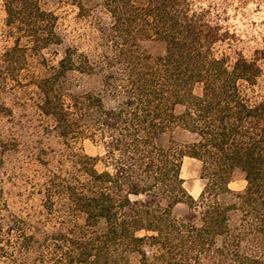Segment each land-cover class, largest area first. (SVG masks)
Instances as JSON below:
<instances>
[{
    "label": "trees",
    "instance_id": "16d2710c",
    "mask_svg": "<svg viewBox=\"0 0 264 264\" xmlns=\"http://www.w3.org/2000/svg\"><path fill=\"white\" fill-rule=\"evenodd\" d=\"M2 1L12 43L0 76L35 60L41 111L63 137L94 139L103 153L79 152L75 175L48 177L47 217L0 218V264H264V95L251 91L263 69L256 57L215 53L232 35L225 19L197 0H102L116 42L97 60L64 45L45 0ZM145 38L164 52L139 53ZM50 46H61L55 63ZM78 74L100 87L72 83ZM176 127L194 138L161 144ZM185 156L201 162L198 198L180 175ZM236 168L247 184L227 202Z\"/></svg>",
    "mask_w": 264,
    "mask_h": 264
},
{
    "label": "rangeland",
    "instance_id": "374dc122",
    "mask_svg": "<svg viewBox=\"0 0 264 264\" xmlns=\"http://www.w3.org/2000/svg\"><path fill=\"white\" fill-rule=\"evenodd\" d=\"M197 3L220 14L232 34L215 45L217 55L235 57L243 53L262 63V75L251 91L264 95V0H197ZM45 5L58 15V31L64 45L77 47L97 60L102 59L103 53L112 51L116 39L111 30V16L102 0H89L83 9L65 0H45ZM5 17L4 4L0 0V53L12 43ZM135 48L139 53L156 57L164 52L165 45L158 38H145L138 40ZM60 51L61 46L45 49L48 62L55 63ZM36 63L29 59L24 64L27 70L9 71L6 78L0 76V218L47 217L43 214L41 199L48 177L75 175L74 160L79 152L103 153L102 146L94 139L63 137L54 120L41 111L40 93L30 80ZM70 80L87 89L100 87L99 79L94 76L78 74ZM194 91L199 94L201 85H196ZM181 109L177 107V111ZM193 138L191 133L176 127L162 135L159 141L164 145L182 144ZM200 171L198 159L183 157L180 175L195 198L199 197L204 184ZM246 184L244 173L234 169L229 181L232 194L227 196V202L234 201L233 193L241 192ZM174 211L185 216L189 209L185 204H178Z\"/></svg>",
    "mask_w": 264,
    "mask_h": 264
}]
</instances>
